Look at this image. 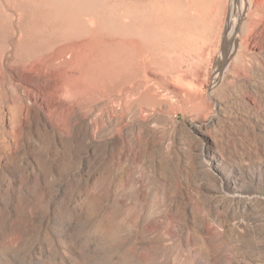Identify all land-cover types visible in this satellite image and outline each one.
<instances>
[{
  "label": "rangeland",
  "instance_id": "rangeland-1",
  "mask_svg": "<svg viewBox=\"0 0 264 264\" xmlns=\"http://www.w3.org/2000/svg\"><path fill=\"white\" fill-rule=\"evenodd\" d=\"M0 264H264V0H0Z\"/></svg>",
  "mask_w": 264,
  "mask_h": 264
},
{
  "label": "bare ground",
  "instance_id": "bare-ground-1",
  "mask_svg": "<svg viewBox=\"0 0 264 264\" xmlns=\"http://www.w3.org/2000/svg\"><path fill=\"white\" fill-rule=\"evenodd\" d=\"M193 12V11H192ZM194 13V12H193ZM196 13V12H195ZM246 15V14H245ZM93 21H90V23H92Z\"/></svg>",
  "mask_w": 264,
  "mask_h": 264
}]
</instances>
